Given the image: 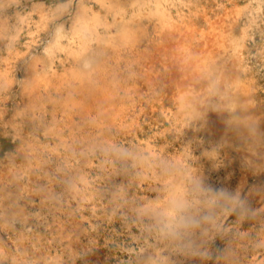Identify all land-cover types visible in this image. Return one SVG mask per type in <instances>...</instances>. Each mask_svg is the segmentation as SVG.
<instances>
[{
	"label": "rangeland",
	"instance_id": "1",
	"mask_svg": "<svg viewBox=\"0 0 264 264\" xmlns=\"http://www.w3.org/2000/svg\"><path fill=\"white\" fill-rule=\"evenodd\" d=\"M144 1L0 0V264H264V153L228 131L224 107L208 118L178 105L170 67L180 48H168L208 20L230 28L244 59L233 69L228 43L225 70L264 118V0H164L163 18ZM110 80L118 120L92 101ZM212 129L223 138L211 141ZM173 181L183 207L158 189Z\"/></svg>",
	"mask_w": 264,
	"mask_h": 264
},
{
	"label": "bare ground",
	"instance_id": "2",
	"mask_svg": "<svg viewBox=\"0 0 264 264\" xmlns=\"http://www.w3.org/2000/svg\"><path fill=\"white\" fill-rule=\"evenodd\" d=\"M101 1L102 0H98ZM117 1V0H116ZM131 1V0H130ZM147 1V0H146ZM164 0H148L146 2V5L150 2L153 3L154 7L150 8L149 11H151L152 14L150 15H156L158 16V18H163V16L165 15V10L163 7V2ZM168 1V0H167ZM182 1V0H181ZM180 1V2H181ZM258 1V0H257ZM134 2V1H133ZM135 2H137L138 6H142L145 5V1L144 0H135ZM166 2V1H165ZM178 2V1H177ZM123 3V2H122ZM185 3V2H184ZM264 3V2H263ZM105 4V3H104ZM115 4V3H114ZM117 4V3H116ZM124 4H126L124 2ZM182 4V3H181ZM258 4V3H257ZM84 5V4H82ZM112 5V4H111ZM119 5V4H118ZM167 5V4H166ZM100 6V5H99ZM116 6V5H115ZM127 6V5H126ZM168 6V5H167ZM178 6V5H177ZM85 6H81V8L78 10L77 13V20L81 23H85L88 22L87 20V16H86V11ZM91 7V6H89ZM87 7V8H89ZM101 7V6H100ZM119 7V6H117ZM116 7V9H117ZM236 7V6H235ZM123 8V7H122ZM121 8V9H122ZM258 8V7H257ZM90 9V8H89ZM112 9V8H111ZM124 9V8H123ZM170 9V8H169ZM91 10V9H90ZM99 10V9H98ZM115 10V9H114ZM113 10V11H114ZM132 10V9H131ZM139 10V9H137ZM176 10V9H175ZM240 10V9H239ZM251 10V9H250ZM257 10V9H256ZM120 11V9H119ZM125 11V10H124ZM130 11V10H129ZM141 11V10H140ZM121 12V11H120ZM136 12V11H135ZM134 12V14H135ZM176 12V11H175ZM190 12V10L188 11V13ZM109 13V12H108ZM126 13V12H125ZM131 13V12H130ZM133 13V12H132ZM149 13V12H148ZM237 13V12H236ZM256 13V12H255ZM103 14V13H101ZM106 14V13H105ZM103 14V15H105ZM112 14V13H111ZM115 14V11H114ZM127 14V13H126ZM197 14V13H196ZM239 14V13H237ZM236 14V15H237ZM261 14V13H260ZM95 15V13L93 14V16ZM97 15V14H96ZM113 15V14H112ZM125 15V14H124ZM122 15V16H124ZM177 15V13H176ZM225 15V13H224ZM230 15V14H229ZM253 15V14H252ZM251 15V16H252ZM255 15V14H254ZM92 16V15H91ZM93 16L91 18H93ZM118 16V15H117ZM139 16V15H138ZM188 16V14H187ZM205 16V15H204ZM217 16V15H216ZM215 16V17H216ZM239 16V15H238ZM89 17V16H88ZM106 17V16H104ZM104 17H100V18H104ZM131 17V16H130ZM153 17V16H152ZM184 17V16H183ZM201 17V16H200ZM227 17V16H226ZM230 17V16H229ZM237 17V16H236ZM253 17V16H252ZM108 18V17H107ZM115 18V15H114ZM121 18V17H120ZM123 18V17H122ZM165 18V17H164ZM167 18V17H166ZM179 18V17H178ZM188 18V17H187ZM221 18V17H220ZM233 18V16H232ZM90 19V18H89ZM95 19V17H94ZM98 19V18H97ZM124 19H126L124 17ZM189 19V18H188ZM211 19V18H210ZM224 19V18H223ZM229 19V18H228ZM254 19V18H253ZM92 20V19H91ZM111 20V19H110ZM130 20V18L128 19ZM126 19V21H128ZM138 20V19H137ZM158 20V19H157ZM166 20V19H164ZM190 20V19H189ZM188 20V21H189ZM203 20V19H202ZM213 20V19H212ZM235 20V19H234ZM238 20V19H237ZM98 21V20H97ZM102 21V19H101ZM104 21V20H103ZM102 21V22H103ZM106 21V20H105ZM113 21V19H112ZM111 21V22H112ZM134 21V20H133ZM156 21V20H155ZM159 21V20H158ZM162 21V20H161ZM192 21V20H191ZM91 22V21H89ZM96 22V21H95ZM107 22V21H106ZM115 22V21H114ZM120 22V21H119ZM118 22V23H119ZM125 22V20H124ZM129 23L131 21H128ZM181 22V21H180ZM187 22V21H185ZM117 23V22H116ZM127 23V22H126ZM136 23V22H135ZM147 23V22H146ZM154 23V22H153ZM163 23V22H162ZM169 23V22H168ZM172 23V22H171ZM182 23V22H181ZM184 23V22H183ZM191 23V22H190ZM209 23V30L207 32H203V31H198L196 29H189L187 32L185 30V33L182 34L185 38L187 36L190 37V43L189 44H184L183 42H175L173 43L174 45L172 46L171 43L169 45V51L172 52L174 49H178L176 51V53L172 52L171 56L173 57L171 59V69L172 72L170 74V83L173 85V89L176 90V94L174 95L175 98L177 99L178 105L182 108L185 109L186 111L193 113L194 116L197 117H205L208 116L207 112L210 108H216L217 105L224 107L225 110V115L222 117L223 122L222 124H226L227 125V129L228 131L231 133L232 131H239L240 134L242 135H248L250 134V139L247 143H248V150L249 152H251L252 156L255 155V157H260L262 155V153H264V122L261 121L260 117V113L256 107V105L258 104H254L253 103V93H249L247 91H245L244 89H242L239 85V83L237 82V78H236V74H235V70L231 73L226 72L225 67L226 64L224 62V54H225V49L229 44H231V49L235 55V60H234V64H233V69L235 67H239L241 65V62L243 61V55H241L242 53H240V50H238V47L241 46L239 45V42L234 40L233 37H229L232 34V30L230 28H227V26L225 25H220L217 24L214 21L208 20ZM219 23V21H218ZM222 23V22H221ZM90 24V23H89ZM108 24V23H107ZM170 24V23H169ZM175 24V23H174ZM234 24V23H233ZM248 24V23H247ZM251 24V23H250ZM258 25V23H256ZM81 25V24H80ZM94 25V24H93ZM92 25V26H93ZM96 25V24H95ZM110 25V24H109ZM113 25V24H112ZM117 25V24H116ZM131 25V24H130ZM152 25V24H151ZM157 25V24H156ZM83 26V25H81ZM91 26V25H90ZM89 26V27H90ZM101 26V25H100ZM128 26V25H127ZM155 26V25H154ZM167 26V25H166ZM194 26V25H192ZM245 26V24H244ZM250 26V25H249ZM85 27V26H84ZM98 27V26H97ZM96 27V28H97ZM103 27V26H102ZM105 27V26H104ZM107 27V25H106ZM119 27V25H118ZM129 27V26H128ZM131 27V26H130ZM140 27V26H139ZM148 27V26H147ZM153 27V26H152ZM151 27V29H152ZM163 27V26H161ZM169 27V26H168ZM190 27V25L188 26V28ZM255 27V26H254ZM88 28V27H86ZM126 29H128L127 27H124ZM159 28V27H158ZM187 28V29H188ZM202 28V26L200 27ZM253 28V27H252ZM78 28H75V30H77ZM93 29V28H92ZM125 29V30H126ZM133 29V28H132ZM137 29V28H136ZM185 29V28H184ZM186 29V30H187ZM82 30V29H81ZM94 30V29H93ZM118 30V29H117ZM120 30V29H119ZM161 30V28H160ZM171 31V29H169ZM181 30V31H182ZM74 31V30H73ZM78 31V30H77ZM83 31V30H82ZM91 31V30H90ZM103 31V30H102ZM122 31V30H120ZM157 31V30H156ZM173 31V30H172ZM180 31V30H179ZM182 31V33H183ZM240 31V30H239ZM80 32V31H79ZM88 32V30L86 31ZM93 32V31H92ZM100 32V31H99ZM118 32V31H117ZM133 32V31H132ZM136 32V31H135ZM145 32V31H144ZM148 32V31H147ZM164 32V30H163ZM242 32V31H241ZM241 32H238L239 35L241 34ZM253 32V31H252ZM73 33V32H72ZM139 33H141V31H139ZM138 33V34H139ZM155 33V32H154ZM160 33V32H159ZM172 33V32H171ZM181 33V32H180ZM62 34V33H61ZM66 34V33H65ZM64 34V35H65ZM75 34V32H74ZM80 34V33H79ZM87 34V33H86ZM105 34V33H104ZM110 34V32H109ZM121 34V33H120ZM132 34V33H131ZM131 34L128 35V32L126 35V37L130 36ZM146 34V33H145ZM149 34V33H148ZM147 34V35H148ZM156 34V33H155ZM163 34V33H162ZM73 35V34H72ZM76 35V34H75ZM82 35V34H81ZM88 35V34H87ZM91 35V34H90ZM93 35V34H92ZM91 35V36H92ZM98 35V34H97ZM133 35V34H132ZM152 35V34H151ZM233 35V34H232ZM251 35V34H250ZM253 35V34H252ZM264 35V34H263ZM58 36L60 35H56V39L54 41V45L59 47L60 49L66 48L68 45H64L63 43H61L58 40ZM84 36V35H83ZM89 36V35H88ZM103 36V35H102ZM100 36V37H102ZM114 36V35H112ZM141 36V34H140ZM146 36V35H145ZM161 36V35H160ZM249 36V35H248ZM247 36V37H248ZM62 37V36H61ZM64 37V36H63ZM81 36H79L80 38ZM94 37V36H93ZM97 37V36H96ZM95 37V39H96ZM132 37V36H131ZM166 37V36H165ZM183 37V38H184ZM246 37V36H244ZM250 37V36H249ZM71 38V37H70ZM74 38V37H73ZM140 38V37H139ZM143 38V37H142ZM148 38V37H147ZM154 38V37H153ZM236 38V37H235ZM253 38V37H252ZM75 39V38H74ZM87 39V37H86ZM102 39V38H100ZM105 38H103L104 40ZM116 39V38H115ZM127 39V38H125ZM124 39V40H125ZM136 39V38H135ZM160 39V38H159ZM168 39V38H167ZM67 40V38H66ZM106 40V39H105ZM113 40V39H111ZM120 40V39H119ZM128 40V39H127ZM132 40V39H131ZM144 40V39H143ZM142 40V41H143ZM182 40V38H181ZM233 40V41H232ZM77 41V39H76ZM82 41V40H81ZM85 41V40H84ZM87 41V40H86ZM85 41V43H86ZM108 41V40H107ZM117 41V40H116ZM171 41V40H170ZM177 41V40H176ZM185 41V40H184ZM67 42V41H66ZM133 42V41H132ZM131 42V43H132ZM136 42V40H135ZM153 42V41H152ZM158 42V41H157ZM173 42V41H172ZM65 43V42H64ZM68 43V42H67ZM83 43V42H82ZM111 43V42H110ZM109 43V44H110ZM129 43V42H128ZM138 43V42H136ZM140 43V42H139ZM148 43V42H146ZM163 43V42H162ZM168 43V41H167ZM71 44V43H70ZM108 44V45H109ZM118 44V43H117ZM123 44V43H122ZM133 44V43H132ZM153 44V43H152ZM157 44V43H156ZM107 45V47H108ZM116 45V44H115ZM168 45V44H166ZM79 46V45H78ZM136 46V45H135ZM156 46V45H155ZM162 46V45H161ZM229 46V45H228ZM245 46V45H244ZM117 47V46H116ZM129 47V46H126ZM134 47V46H133ZM142 47V46H141ZM157 47V46H156ZM247 47V46H245ZM70 48V47H69ZM86 48V47H85ZM109 48V47H108ZM148 48V47H147ZM151 48V47H150ZM114 49V48H113ZM119 49V48H118ZM132 49V48H131ZM136 49V48H135ZM154 49V48H153ZM152 49V50H153ZM159 49V48H158ZM157 49V50H158ZM65 50V49H64ZM140 50V49H138ZM145 50V49H144ZM156 50V48H155ZM163 50V49H162ZM166 50V49H165ZM55 51V50H54ZM66 51V50H65ZM118 51V50H117ZM136 51V50H135ZM148 51V50H147ZM168 51V52H169ZM242 51V50H241ZM259 51V50H258ZM73 52V51H72ZM71 52V53H72ZM119 52V51H118ZM153 52V51H152ZM144 53V52H143ZM147 53V52H146ZM149 54V53H148ZM159 54V53H157ZM114 55V54H113ZM150 55V54H149ZM148 55V56H149ZM257 55H259L257 53ZM113 57V56H111ZM110 57V58H111ZM257 57V56H256ZM264 57V56H262ZM150 58V57H149ZM155 58V57H154ZM243 58V59H242ZM247 59V58H246ZM259 59V58H257ZM112 60V59H111ZM110 60V61H111ZM159 60V58L157 59ZM162 60V59H161ZM103 61V60H102ZM126 61V60H125ZM128 61V60H127ZM160 61V60H159ZM163 61V60H162ZM232 61V60H231ZM140 62V61H139ZM246 62V61H245ZM108 63V61H107ZM112 63V62H111ZM116 63V62H115ZM163 63V62H162ZM168 63V62H167ZM88 64V63H87ZM120 64V62H119ZM139 64V63H138ZM152 64V63H151ZM169 64V63H168ZM116 65V64H115ZM150 65V64H149ZM163 65V64H162ZM130 66V65H129ZM148 66V65H147ZM91 67V66H90ZM107 67V66H106ZM105 67V68H106ZM111 67V66H110ZM109 67V68H110ZM131 67V66H130ZM156 67V66H155ZM158 67V66H157ZM164 67V66H163ZM242 67V66H241ZM244 67V66H243ZM104 68V69H105ZM108 68V67H107ZM132 68V67H131ZM136 68V66H135ZM148 68V67H147ZM153 68V67H151ZM100 69V68H99ZM111 69V68H110ZM113 69V68H112ZM137 69V68H136ZM141 69V68H140ZM245 69V68H244ZM51 70V69H50ZM96 70V69H95ZM103 70V69H102ZM106 70V69H105ZM108 70V69H107ZM139 70V68H138ZM65 71V70H64ZM63 71V72H64ZM141 71V70H140ZM148 71V70H147ZM152 71V70H149ZM155 69H154V73H155ZM53 72V71H52ZM73 72V70H72ZM88 72V71H86ZM103 72V71H102ZM112 72V71H111ZM56 73V72H55ZM60 73V72H59ZM58 73V75H59ZM61 74V73H60ZM72 74V73H71ZM97 74V72H96ZM99 74V73H98ZM102 74V73H101ZM141 74V73H140ZM146 74V71L145 73ZM143 74V75H144ZM157 74V73H156ZM165 74V73H164ZM164 74H161L162 76ZM111 75V74H110ZM126 75V74H125ZM142 75V77H143ZM147 75V74H146ZM54 76V74H53ZM64 76V75H63ZM99 76V75H98ZM107 76V74H106ZM139 76V74H138ZM135 77V78H139V77ZM154 76L156 77V75L154 74ZM67 77V76H66ZM91 77V76H90ZM96 77V75L94 76ZM115 77V76H114ZM147 77V76H145ZM151 77V76H150ZM149 77V78H150ZM153 77V76H152ZM160 77V76H159ZM42 78V77H41ZM65 78V77H64ZM83 78V77H82ZM86 78V77H85ZM110 78V77H109ZM128 78V77H127ZM84 79V78H83ZM99 79V78H98ZM102 79V78H101ZM114 79V78H113ZM169 79V78H168ZM82 80V79H81ZM129 80V78H128ZM157 80V79H156ZM245 80V79H244ZM70 81V79L68 80ZM85 81V80H84ZM113 80H110L108 83H105V85L101 88H99L96 92L95 95L93 97L94 106H106L107 104H109L111 102L112 99H114V97H116V93H117V88H116V83L112 82ZM131 81V80H130ZM146 81V80H145ZM150 81V80H149ZM167 81V79H166ZM35 82V81H34ZM74 82V81H73ZM89 82V81H88ZM87 82V83H88ZM97 82V81H96ZM147 82V81H146ZM169 82V81H168ZM41 83V82H40ZM91 83V82H89ZM98 83V82H97ZM129 83V82H128ZM153 83V82H152ZM93 84V83H92ZM131 84V83H130ZM160 84V83H159ZM245 84V83H244ZM86 85V83H85ZM90 85V84H89ZM138 85V84H137ZM98 86V85H97ZM123 86V85H122ZM151 86V85H150ZM78 87V86H76ZM89 87V86H88ZM86 87V88H88ZM129 87V86H128ZM134 87V85H133ZM136 87V86H135ZM138 87V86H137ZM169 87V85H168ZM93 88V87H92ZM132 88V87H131ZM140 88V87H139ZM152 88V86H151ZM172 88V87H171ZM170 88V89H171ZM90 89V87H89ZM138 89V88H136ZM72 91V90H71ZM125 91V90H124ZM127 91V90H126ZM129 91V90H128ZM141 91V90H140ZM73 92V91H72ZM156 92V91H155ZM125 93V92H124ZM132 93V92H131ZM75 94V93H74ZM119 94V93H118ZM167 94V93H166ZM123 95V94H122ZM128 95V93H127ZM126 95V96H127ZM132 95V94H131ZM168 95V94H167ZM166 95V96H167ZM125 96V94H124ZM125 96V97H126ZM120 97V96H118ZM133 97V96H132ZM147 97V96H145ZM144 97V98H145ZM66 98V97H65ZM173 98V97H172ZM152 99V98H151ZM129 101V99H127ZM127 101V102H128ZM161 101V100H160ZM162 102V101H161ZM139 103V102H138ZM110 105V104H109ZM117 105V104H116ZM116 105L112 104L110 106H112V109H110V113L108 114V116L110 118H113V120H118L121 119L120 116H122V113H120V109L118 107H116ZM165 106V105H164ZM138 107V106H137ZM97 108V107H96ZM140 108V107H139ZM260 108V106L258 107ZM130 109V108H129ZM133 110V109H132ZM138 110V109H137ZM166 110V108H165ZM119 111V112H118ZM128 111V110H127ZM91 112V111H89ZM94 112V111H93ZM126 112V111H125ZM139 112V111H138ZM88 113V112H87ZM87 113L85 114L87 116ZM137 113V112H136ZM142 113V112H141ZM140 113V114H141ZM59 114V113H58ZM95 114V113H94ZM143 114V113H142ZM210 114V113H208ZM64 115V114H63ZM96 115V114H95ZM211 115V114H210ZM263 116V115H262ZM61 118V116H60ZM77 118V117H76ZM208 118H210L208 116ZM63 119V117H62ZM219 119V118H218ZM264 119V118H263ZM211 120V119H210ZM61 122V121H60ZM94 122V120H93ZM99 122V121H98ZM206 122V121H205ZM211 126V122L208 120L207 121ZM90 124V123H88ZM101 124V123H100ZM99 124V125H100ZM214 124V123H213ZM263 124V125H262ZM103 125V124H102ZM101 125V127H102ZM216 125V124H214ZM72 126V124H71ZM87 126V125H86ZM85 126V128H86ZM112 126V125H111ZM218 126V125H217ZM89 127V126H88ZM113 127V126H112ZM84 128V127H83ZM105 128V127H104ZM209 128V127H208ZM224 128V127H223ZM222 128V129H223ZM67 129V128H66ZM96 129V127H95ZM107 129V128H106ZM98 130V127H97ZM103 130V129H102ZM115 130V129H114ZM90 131V130H89ZM105 130H103L104 132ZM107 131V130H106ZM207 131V130H206ZM82 132V130H81ZM85 132V131H84ZM99 132V131H98ZM74 133V132H73ZM80 133V132H78ZM107 133V132H106ZM105 133V134H106ZM109 133V132H108ZM107 133V134H108ZM75 134V133H74ZM85 134V133H84ZM203 134H205V132H203ZM239 134V133H238ZM72 134L70 133L71 136ZM103 135V133H102ZM111 134L109 133V136ZM208 136V135H207ZM210 140L212 141L215 140L218 136H220L221 138H223L224 136V132H218L217 130L212 129L211 130V134L209 135ZM228 136L229 133H228ZM238 136V135H237ZM249 136V135H248ZM77 137V136H76ZM75 137V138H76ZM92 137V136H91ZM235 137V136H234ZM82 138V137H81ZM109 138V137H108ZM205 138V137H204ZM229 138V137H228ZM72 139V138H71ZM86 139V138H85ZM198 139V138H197ZM196 139V140H197ZM202 139V138H201ZM209 139V138H208ZM83 140V138L81 139ZM110 140V139H109ZM108 140V141H109ZM216 141V140H215ZM229 141V140H228ZM247 141V140H245ZM82 142V141H81ZM110 142V141H109ZM188 142V141H187ZM195 142V141H194ZM200 142V141H199ZM198 142V143H199ZM203 142V141H202ZM234 142V140H233ZM197 143V141H196ZM207 143V142H206ZM213 143V142H211ZM193 144V143H192ZM234 144V143H233ZM198 144H196L197 146ZM209 145V144H208ZM218 145V144H217ZM235 145V144H234ZM233 145V146H234ZM246 144L243 145V147ZM247 146V145H246ZM218 147V146H216ZM188 148V147H187ZM210 148V147H209ZM220 149V148H219ZM242 149V148H241ZM212 150V149H211ZM202 151V150H201ZM236 151V150H235ZM214 153V151L212 152ZM218 153V152H217ZM155 154V153H154ZM210 154V153H209ZM249 153V155H251ZM177 155V154H176ZM179 155V154H178ZM214 155V154H213ZM264 155V154H263ZM215 156V155H214ZM213 157V156H212ZM245 157V156H244ZM180 158V157H179ZM173 160V159H172ZM259 160V159H258ZM177 164L180 162L176 161ZM180 165V164H179ZM183 165V164H182ZM192 166V165H190ZM189 166V167H190ZM171 168V167H170ZM192 169V168H191ZM153 171V170H152ZM179 171V170H178ZM188 171V169H187ZM190 171V170H189ZM192 171V170H191ZM195 172V171H194ZM172 173V172H171ZM188 174V173H187ZM190 174V173H189ZM192 175V173L190 174ZM197 175V173H196ZM193 176V175H192ZM161 177V176H160ZM177 177V175H176ZM179 177V176H178ZM182 177V176H181ZM195 177V176H194ZM145 178V177H144ZM192 177L190 176V179ZM156 179V178H155ZM171 179V178H170ZM182 179V178H181ZM163 180V179H162ZM199 180V179H198ZM180 181V180H179ZM179 183V182H178ZM171 186H169V188H167V186L163 183L161 187H158V189L160 191H162V193H164V197L166 199H168L170 197V199L174 200L175 203L180 207H183V204L180 202L179 198L181 197V189L180 186L176 183H171ZM182 184V182H181ZM177 185V186H176ZM171 187V188H170ZM179 190V193H178ZM181 191V192H180ZM162 196V197H163ZM166 199H159V202L161 204V206H165L170 208L171 206L169 205L168 200L166 201ZM178 199V200H177ZM183 200V198H182ZM183 202V201H182ZM159 204V205H160ZM176 207V206H175ZM173 210V207L172 209ZM173 215V214H172ZM171 216V215H170Z\"/></svg>",
	"mask_w": 264,
	"mask_h": 264
}]
</instances>
